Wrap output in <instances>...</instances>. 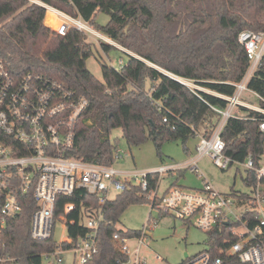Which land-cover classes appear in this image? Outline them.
I'll return each instance as SVG.
<instances>
[{
	"label": "trees",
	"instance_id": "1",
	"mask_svg": "<svg viewBox=\"0 0 264 264\" xmlns=\"http://www.w3.org/2000/svg\"><path fill=\"white\" fill-rule=\"evenodd\" d=\"M40 1L90 25H95L97 12L107 14V23L96 27L127 56L120 69L102 60L100 81L86 67L93 47L82 32L70 29L65 35L56 34L44 23L45 7L29 0H0V60L15 74L43 76L88 99L67 156L102 165L115 161L118 140L110 139L114 129H121L128 146L152 141L161 160L167 141L179 140L187 149L196 134L208 137L220 120L212 106L223 108L226 103L214 93L231 95L233 83L242 79L248 67L239 32L264 31V0ZM100 43L105 52L116 48ZM173 76L191 80L199 88L192 91ZM248 87L264 98V53ZM221 136L225 154L235 161L243 162L248 154L259 157L263 137L257 121L231 118ZM248 176L252 178L251 173ZM156 178L150 180L151 187ZM20 201V212L8 218L0 231V259L15 260H0V264H43L42 253L73 246L58 244L55 237L33 239L30 217L35 202L29 194ZM143 201L139 187L130 184L101 206L98 250L85 264L128 262L113 234L141 235V229L123 230L116 224L129 205ZM66 202L75 203L67 216L75 222H66L67 235L75 242L88 232L79 222L82 207L99 205L95 196L77 190L71 197H59L55 220Z\"/></svg>",
	"mask_w": 264,
	"mask_h": 264
},
{
	"label": "built area",
	"instance_id": "2",
	"mask_svg": "<svg viewBox=\"0 0 264 264\" xmlns=\"http://www.w3.org/2000/svg\"><path fill=\"white\" fill-rule=\"evenodd\" d=\"M29 1L45 7L59 20L54 29L56 34L65 35L74 29L95 42L118 46L82 18L40 0ZM238 41L247 53V70L240 81L233 83L231 95L214 93L226 102L223 108L212 106L220 115L218 125L208 137L196 134L195 156L184 165L202 178L203 188H185L172 183L161 194H158L161 177L178 170V164H162L153 170L122 171L114 164H95L67 156L76 123L88 106V99L43 76L15 74L0 60V231L8 218L20 212L21 196L29 194L36 205L30 217L31 237L38 241L55 237L58 244L73 245L42 253L43 264H85L98 250L96 238L103 219L101 206L111 199L112 192L116 195L133 184L142 191L144 200L150 205V213L140 236L127 238L118 232L113 234L122 252L129 257L128 262H143L140 248L147 232L157 223L151 216L154 212L157 215L172 214L209 234L207 247L186 256L182 264H264V98L248 87L264 53V31L242 30ZM120 50L124 49L120 47ZM122 65L120 60L116 68L120 69ZM173 77L192 91L199 88L191 80ZM249 96L257 98L259 104L251 103L247 99ZM250 111L258 115H251ZM231 118L257 121L263 137L257 159L248 154L243 162H237L225 154L221 134ZM119 153L117 149L115 158L120 156ZM203 157H208L220 170L233 164L242 166L246 170L247 190L235 193L215 190L198 166ZM156 175L155 185L151 187L150 180ZM80 189L95 196L99 207H82L79 222L88 228V232L73 242L67 235L66 222H75L67 218L74 211L75 203H63V213L56 220L54 213L59 197H71ZM60 228L57 238V229ZM130 240L136 241L132 252L128 245ZM68 253L73 254L70 261L64 257ZM0 260L15 259L6 256Z\"/></svg>",
	"mask_w": 264,
	"mask_h": 264
},
{
	"label": "rangeland",
	"instance_id": "3",
	"mask_svg": "<svg viewBox=\"0 0 264 264\" xmlns=\"http://www.w3.org/2000/svg\"><path fill=\"white\" fill-rule=\"evenodd\" d=\"M108 19L107 14L97 12L94 16L95 25H91V27L98 30L96 26L106 24ZM44 23L51 30L58 26L57 19L47 10ZM86 38L93 47L92 55L86 60V67L98 80L102 81L100 67L102 60L113 67H117L120 60L123 63L126 62L127 56L120 50L118 44L117 47L114 46L116 48H111L105 52L101 41L95 42L87 36ZM247 99L251 103L259 104L257 98L253 96H249ZM110 139L118 140L117 149L120 150V156H116L113 164L119 170H153L162 164H178L180 166L178 170L165 173L161 177L158 194H161L174 181H176V185L185 188H203L202 178L184 167L186 164L184 162L195 156L194 148L197 139L190 138L186 144L187 149L182 146L179 140L165 142L162 146V160L157 155L152 141H147L139 146H128L122 137L121 129L112 130ZM198 166L203 174L211 180L213 188L217 191L232 193V190H247L245 185L247 182L244 180L246 170L242 166L233 164L228 169L220 170L211 163L208 157H203ZM179 175L180 177H178ZM114 195L113 192L110 194L111 199L115 197ZM149 213L150 205L147 201L133 203L121 214L116 227L123 230H143ZM151 216L156 218L157 223L147 232L144 243L141 245L140 256L144 258L141 264H181L186 256L194 255L207 247L209 234L193 223H185L172 214L157 215L153 212ZM83 220L86 221L85 218ZM61 229H57V238ZM63 232L65 234V230ZM128 245L132 252L136 246V241L130 240ZM72 256L73 254L68 253L64 257L70 261ZM130 259H133V253L130 255ZM126 264H132V262Z\"/></svg>",
	"mask_w": 264,
	"mask_h": 264
},
{
	"label": "crops",
	"instance_id": "4",
	"mask_svg": "<svg viewBox=\"0 0 264 264\" xmlns=\"http://www.w3.org/2000/svg\"><path fill=\"white\" fill-rule=\"evenodd\" d=\"M192 138H195V139H197V137H196V136H195V137H192ZM195 146H196V144H195ZM194 150H195V148H194ZM201 159H202V158H201ZM201 159H200V160H201ZM190 160H191V158H190L189 160L185 161L184 163H186V164H187V163H188ZM200 160H199V161H200ZM198 163H199V162H198ZM178 177H180V175H179ZM172 183H176V181H174V182H171V184H172Z\"/></svg>",
	"mask_w": 264,
	"mask_h": 264
},
{
	"label": "bare ground",
	"instance_id": "5",
	"mask_svg": "<svg viewBox=\"0 0 264 264\" xmlns=\"http://www.w3.org/2000/svg\"><path fill=\"white\" fill-rule=\"evenodd\" d=\"M57 22H58V24H59V20H58V19H57ZM58 24H57V25H58Z\"/></svg>",
	"mask_w": 264,
	"mask_h": 264
},
{
	"label": "water",
	"instance_id": "6",
	"mask_svg": "<svg viewBox=\"0 0 264 264\" xmlns=\"http://www.w3.org/2000/svg\"><path fill=\"white\" fill-rule=\"evenodd\" d=\"M185 256H186V254H185Z\"/></svg>",
	"mask_w": 264,
	"mask_h": 264
}]
</instances>
